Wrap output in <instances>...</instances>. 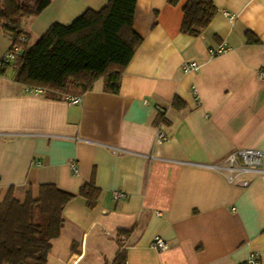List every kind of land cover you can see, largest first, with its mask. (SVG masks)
<instances>
[{
  "label": "crops",
  "instance_id": "obj_1",
  "mask_svg": "<svg viewBox=\"0 0 264 264\" xmlns=\"http://www.w3.org/2000/svg\"><path fill=\"white\" fill-rule=\"evenodd\" d=\"M108 1L51 0L23 29L33 44L54 22ZM187 1L138 0L143 42L119 94L97 83L72 104L0 73V201L11 187L20 199L45 183L101 189L94 208L81 196L65 207L49 264H114L121 251L126 264H244L253 253L264 264V164L234 181L226 169L234 151L264 152V0H213L218 11L198 37L182 32ZM223 43L228 50L212 56ZM11 44L0 27V58ZM189 62L200 70L185 72ZM157 236L168 249L154 246Z\"/></svg>",
  "mask_w": 264,
  "mask_h": 264
},
{
  "label": "trees",
  "instance_id": "obj_2",
  "mask_svg": "<svg viewBox=\"0 0 264 264\" xmlns=\"http://www.w3.org/2000/svg\"><path fill=\"white\" fill-rule=\"evenodd\" d=\"M179 1L169 3L177 5ZM137 3L109 0L100 9L88 8L69 24L54 22L30 44L23 21L40 15L51 0H0V27L12 39L8 53H14L12 62L0 73L12 67L17 82L27 88H42L51 98L82 96L100 81L105 92L119 94L123 75L143 42L134 28ZM217 11L213 0H188L183 7L182 32L200 36ZM248 36L249 42H260L250 31ZM174 105L184 107L178 97ZM100 195L94 182L82 185L78 193L45 183L37 193L30 187L24 199L11 187L0 201V264H49L53 242L64 226L65 207L81 196L94 208ZM126 259L127 253L121 251L114 264H126Z\"/></svg>",
  "mask_w": 264,
  "mask_h": 264
},
{
  "label": "built area",
  "instance_id": "obj_3",
  "mask_svg": "<svg viewBox=\"0 0 264 264\" xmlns=\"http://www.w3.org/2000/svg\"><path fill=\"white\" fill-rule=\"evenodd\" d=\"M225 13L231 21H234L236 19L235 14L229 12H225ZM227 50H228V46L223 43L220 44L217 48L211 49L210 51L212 56H217L219 54L226 52ZM13 58H14V53L11 52L7 53L5 55V60H0V69L6 67L8 63L12 62ZM200 68L201 66L197 62L184 63L183 65V69L185 72H197L198 70H200ZM27 89L30 92H34L36 94L44 93V90L42 88L31 87ZM193 93L195 97H198V91L196 88H193ZM66 100L72 104H79L82 102V97L67 95ZM167 139H168V135L166 131L162 127H160L157 134L158 142H164ZM226 164H227L226 169L228 171L229 180L234 181L236 176L239 175V173L247 170H253L263 166L264 152L257 148L240 149L228 155ZM72 169L74 171H77L76 162H73ZM124 196L125 195L120 191L114 192V198L116 200H120ZM153 244L156 248L162 250H166L169 248L168 242L159 236L155 238ZM244 264H260L258 255L255 253L251 254L248 260L244 262Z\"/></svg>",
  "mask_w": 264,
  "mask_h": 264
},
{
  "label": "rangeland",
  "instance_id": "obj_4",
  "mask_svg": "<svg viewBox=\"0 0 264 264\" xmlns=\"http://www.w3.org/2000/svg\"><path fill=\"white\" fill-rule=\"evenodd\" d=\"M8 70H9V72H10L11 74H13V73L15 72V70H14L12 67H10ZM98 83L101 84V85L103 84L102 81H100V82H98Z\"/></svg>",
  "mask_w": 264,
  "mask_h": 264
}]
</instances>
